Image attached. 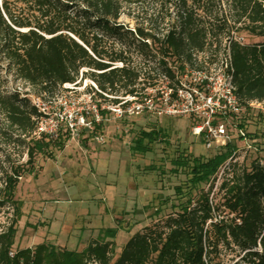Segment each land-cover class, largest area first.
I'll return each mask as SVG.
<instances>
[{
	"label": "rangeland",
	"instance_id": "374dc122",
	"mask_svg": "<svg viewBox=\"0 0 264 264\" xmlns=\"http://www.w3.org/2000/svg\"><path fill=\"white\" fill-rule=\"evenodd\" d=\"M119 3L120 17L111 24L120 26L122 32L133 31V36H119L98 26L88 32L91 38H99L105 62L121 54L127 66L139 75L136 96L126 95L121 88L101 95L88 69L80 72L76 84L42 94L19 79L12 64L0 55V94L17 92L44 114L39 121L32 118L38 122L36 133H24L11 126L0 109V202L6 177L16 168L25 167L33 142L40 140L41 134L48 142L45 153L36 155L33 169L19 179L15 193L19 215L9 204L0 205V235L11 227L16 232L13 254L43 243L60 250L82 251L90 241L106 238L108 230H116V237L110 239L115 245L116 259L133 235L180 211L181 206L195 204L202 194L208 193L219 214L230 218L222 207L221 184L233 172L238 174L249 168L253 161L263 162L264 106L253 102L249 108L219 121L236 150L218 171L211 182L213 186L208 183L194 187L189 184L187 172L175 171L172 161L181 153L204 159L220 153L215 147L206 149L204 141L193 135L200 119L167 113L171 105L166 97L169 81L163 73L159 50L162 39L179 29L183 5L181 0ZM187 7L194 11L198 25L213 33L205 52H191L185 73L178 71L181 62L166 59L179 82L191 84L192 74L197 70L222 72L229 62L231 42L244 45L264 42V38L243 30L245 20L236 22L229 0H187ZM13 12L32 22L38 15L19 4L13 6ZM2 13L14 29L28 31L16 28ZM138 30L152 36L145 40L148 48L144 51L138 48L141 42L136 35ZM113 65L123 66L121 62ZM87 71L86 76L83 72ZM185 74L187 78L183 79ZM115 99L120 103L115 104ZM137 104L142 105L141 113L136 112ZM151 130L161 131L163 136L151 145L150 153H134L133 143L140 132ZM243 255L235 247H220L215 262L236 264Z\"/></svg>",
	"mask_w": 264,
	"mask_h": 264
},
{
	"label": "trees",
	"instance_id": "16d2710c",
	"mask_svg": "<svg viewBox=\"0 0 264 264\" xmlns=\"http://www.w3.org/2000/svg\"><path fill=\"white\" fill-rule=\"evenodd\" d=\"M119 1L2 0L0 55L12 64L19 79L38 88L42 94L76 84L80 72L88 69L101 95L115 93L121 88L126 95L136 96L135 83L139 75L127 66L121 54L111 56L109 62H105L106 56L99 50V38H91L89 33V28L98 26L119 36L134 35L133 31L122 32L120 26L111 24L120 17ZM121 1L136 3L145 0ZM181 2L180 27L162 39L159 50L169 88H174L179 82L176 73L168 68L166 59L181 62L178 71L185 73V63L191 62V52H205L209 35L213 33L198 25L194 11L187 7V0ZM229 2L237 16L236 22L245 20L243 30L251 36L264 38V0ZM17 4L37 13L35 22L15 16L13 6ZM2 11L12 25L28 31L21 32L10 26ZM206 11L202 7V12ZM136 35L141 39L138 48L144 51L148 48L145 40L152 36L140 30ZM229 55L240 106L249 108L253 102L264 106V42L252 45L231 42ZM117 62L123 66L114 67ZM89 72L83 73L87 76ZM114 103L120 101L115 99ZM0 109L9 124L24 133H36L38 122L32 118L39 121L44 117L36 106L31 105L27 98H20L17 92L7 96L0 94ZM40 136V140L34 141L28 150L29 160L25 167L16 168L6 177L0 205L9 204L16 216L19 215L15 200L19 179L24 172L33 169L36 155L45 153V147H48L47 137ZM161 136L162 132L156 130L140 132L132 151L141 155L150 153L151 145ZM219 149L220 153L209 159L191 157L184 152L172 164L175 171L187 172L190 185L208 184L233 157L236 146L229 143ZM220 192H223L222 207L230 218L219 214L220 210L213 205L209 193L202 194L195 204L189 202L181 206L180 211L133 235L116 259L115 245L110 240L116 237V230H108L106 238L90 241L82 251L60 250L43 243L34 249L17 250L13 254L16 232L11 227L0 235V264H217L215 257L220 247H235L244 254L236 264H264V158L262 164L256 160L242 172H233L231 178L221 184Z\"/></svg>",
	"mask_w": 264,
	"mask_h": 264
},
{
	"label": "built area",
	"instance_id": "2783aa9c",
	"mask_svg": "<svg viewBox=\"0 0 264 264\" xmlns=\"http://www.w3.org/2000/svg\"><path fill=\"white\" fill-rule=\"evenodd\" d=\"M229 62L220 73L197 70L192 75L191 84L179 82L169 88L167 100L171 103L167 113L170 115L189 114L201 120L193 129V135L202 139L206 149L222 148L231 143L232 138L219 121L228 114L243 109L236 95L233 82V68ZM187 78L185 74L183 79ZM137 113L143 111L142 105L135 107ZM41 131V129H40ZM244 137V134L241 132ZM13 254H11L12 256Z\"/></svg>",
	"mask_w": 264,
	"mask_h": 264
}]
</instances>
